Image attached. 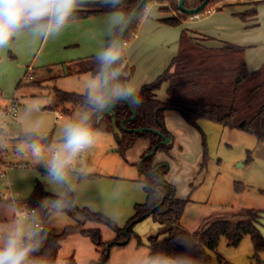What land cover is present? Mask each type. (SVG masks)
I'll return each mask as SVG.
<instances>
[{
	"label": "rangeland",
	"instance_id": "obj_1",
	"mask_svg": "<svg viewBox=\"0 0 264 264\" xmlns=\"http://www.w3.org/2000/svg\"><path fill=\"white\" fill-rule=\"evenodd\" d=\"M239 1L222 0L200 14L198 19L189 21V25L171 27L162 24L161 28L168 32V45H152V50L140 56L137 64H131V81L139 89L156 77L153 60L165 54L167 48L174 47L173 36L174 39L178 37L182 28L198 32L197 27H204L208 36H225L244 47H264V0H254L257 16L256 21L251 22L257 23L256 27H248L251 22L243 23L236 15L245 9L237 4ZM189 4L192 5L193 0H189ZM224 4L236 5L217 10ZM158 11L157 6L155 14ZM166 13H161L162 18H167ZM151 17L153 20L160 18ZM77 24L70 23L55 39L34 42L31 37L23 36L0 50V119L6 125L5 146L0 153V203L15 198L24 210L39 208L27 204L36 183L42 184L44 191L54 197L65 191L49 182L43 164L34 162L29 156H18L15 145L24 127L21 117L26 102L34 99L44 102L46 122L40 138L49 135V144L57 139L62 122L80 110L77 108L71 115H65L61 111L70 109V105H60L54 99L55 90L82 95L84 81L91 74L87 68L96 49L89 45L91 34H85L86 29H80ZM12 104H17L14 117L3 111L5 106L8 110ZM169 120L173 130L171 150L168 156L158 152L155 159L161 157L167 166L165 180L174 187L176 196L188 199L179 220L180 226L193 232L216 220L235 222L241 212L254 210L259 212L256 228L264 238V143L247 133L205 120L197 121L196 126L187 124L178 114ZM138 156L137 147L122 155L115 137L102 132L97 143L80 161L87 177L69 174L73 189L70 192L76 206L99 212L119 227L124 226L133 214L134 205L145 201L139 182L142 177L135 166L126 162L139 163ZM8 218L10 216L0 212V220ZM74 223L65 213L49 217L46 222L51 233H58ZM156 225L152 220L138 223L134 231L144 240L143 245L137 247L134 239L125 245H110L105 263L99 261L100 254L87 238L80 235L65 237L56 264H137L148 256L145 239L156 232ZM86 228L99 229L106 245L112 244L114 235L107 227L87 224ZM209 256L211 264H217L218 257L231 264H264V252L255 257L248 235L237 247L229 246L222 237L216 251L210 252Z\"/></svg>",
	"mask_w": 264,
	"mask_h": 264
},
{
	"label": "trees",
	"instance_id": "obj_2",
	"mask_svg": "<svg viewBox=\"0 0 264 264\" xmlns=\"http://www.w3.org/2000/svg\"><path fill=\"white\" fill-rule=\"evenodd\" d=\"M155 1L167 7L160 11H171L173 16L159 20L167 26H178L194 15H187L178 10V0H149ZM222 0H209L207 5L196 15L208 11ZM138 0H130L132 7ZM201 0H189L184 2L186 8L196 7ZM236 4H224L221 8ZM247 9L236 14L243 23L250 19L256 20L257 2L244 3ZM110 9L98 3H91L84 9L79 10L75 20L90 18L97 15H107ZM135 22L125 35L129 43L135 36L140 22ZM257 23L251 22L248 27H256ZM246 48L230 42L218 41L207 36L196 37L181 31L178 40V49L170 60L167 68L152 82L144 84L139 89L140 104L133 108L136 116H132L125 103H119L114 107L115 126L119 129L120 122L124 121V128L136 130L146 128L154 130L173 141V137L164 129V112L174 111L189 125L196 126L199 120L217 123L220 126L237 130L252 135L258 142L264 143V62L254 70L249 71L245 64L244 54ZM92 65L87 72L95 71L94 57ZM124 71L127 79L132 75V68L128 69L124 61ZM166 85V100L157 99L156 93ZM55 101L60 104L70 105V109H62L65 115L81 108L82 95L66 93L55 90ZM1 110V106H0ZM111 117L104 116L101 131L112 134L118 144L122 155L132 147L139 149L138 159L141 160L162 139L149 131L131 133L120 130L118 137L112 128ZM17 140V138H16ZM45 146L50 142V136L40 138ZM171 144L158 146L156 153L161 152L169 155ZM1 153V148H0ZM154 157V156H153ZM153 157L144 159L140 163H127L135 166L138 174L142 177L139 182L145 194L142 204H135L132 216L124 226L119 227L114 221L101 213L90 211L87 208H78L76 204L63 213L74 220V225L65 226L60 233L48 231V239L40 253L36 254L43 264H56L61 242L65 237L80 235L87 238L100 254L99 261L105 263L108 259V251L105 249L106 242L102 240L101 232L97 228H86V224L101 225L107 227L114 235L111 245H119L126 236L134 239L136 246H142L143 242L133 229L134 227L150 218L159 227L155 233L146 238L148 256L158 252H166L171 255L187 254L197 258L199 264H211L210 252H215L220 239L223 237L231 247H237L242 238L248 235L251 239L255 257L264 252V238L259 234L256 224L259 222V212L245 210L238 215L237 221L216 220L209 223L205 228L197 231H188L180 226L179 220L188 199L181 200L175 197V189L165 181L167 166L164 163H153ZM204 159V156H203ZM1 163V161H0ZM91 176V175H90ZM70 199L73 195L68 191ZM164 197V198H163ZM56 197L47 194L43 185L36 183L27 204L40 206L41 202ZM163 198L162 203L161 200ZM46 221L47 213H44ZM165 236L164 238H162ZM186 239L188 246L180 243ZM217 264H231L218 257Z\"/></svg>",
	"mask_w": 264,
	"mask_h": 264
},
{
	"label": "clouds",
	"instance_id": "obj_3",
	"mask_svg": "<svg viewBox=\"0 0 264 264\" xmlns=\"http://www.w3.org/2000/svg\"><path fill=\"white\" fill-rule=\"evenodd\" d=\"M91 3L110 11L104 19V39L94 53L95 71L83 84L80 110L62 122L57 139L45 147L40 141L46 122L44 102L39 99L26 102L21 117L24 127L15 145L18 156H29L43 164L49 182L65 191L27 211L15 198L0 203V212L10 216L0 220V264H43L36 255L49 235L43 213L47 217L58 216L74 205L68 196V191L73 190L69 174L87 177L80 161L102 135L104 116L119 103L126 102L135 108L141 102L138 87L127 79L124 71L128 48L124 37L135 22L155 15V6L149 0H138L135 7L130 0H0V50L23 36L34 42L55 39L77 12ZM5 128L0 119V148L5 146ZM180 243L188 246L186 239ZM137 264H199V261L187 254L158 252Z\"/></svg>",
	"mask_w": 264,
	"mask_h": 264
},
{
	"label": "crops",
	"instance_id": "obj_4",
	"mask_svg": "<svg viewBox=\"0 0 264 264\" xmlns=\"http://www.w3.org/2000/svg\"><path fill=\"white\" fill-rule=\"evenodd\" d=\"M250 2L252 3V2H255V1L254 0H240L237 4L243 6L245 9H247L248 7H246L243 4L244 3H250ZM152 5H154L155 7L158 6V10L159 11L154 16L160 17V18H157V19L153 20V18L150 16L147 19H143L140 22V25H139V27L137 29V32H136L134 38L129 43H127L128 44V48H127V50L125 52L124 61L127 64L128 69L131 68V64H137V62L139 60H141L140 56H145V54L148 51L152 50V49H150V47L152 45L156 44V45H158V47H162L165 44L168 45L167 39H166V35L168 34V32H167V30H164L163 28H161L162 23L159 22V20L163 19L162 18L163 14H161V13H164V11H160V9L161 8H166L167 6L164 5V4L157 3L155 1H154V3H152ZM165 12H167L166 13L167 14V18L174 15L173 12H171V11H165ZM105 17H106V15H97V16H93V17H90V18H86V19L75 20V21H72L71 23H76V24L78 23L77 25H79L80 29H86L84 31L85 34H88V33L91 34V41H90L89 45H91L94 49H96L98 47V45L100 44V42L104 39L103 28H104V19H105ZM164 18H166V17H164ZM255 19H256V17H255ZM191 20H193V19H189L188 21H183L180 24V26L189 25L191 23L189 21H191ZM251 21H253V19H250V22ZM257 26H258V24H257ZM197 29L200 30V31L196 32V31H192V30H190L188 28H182L181 31H188V33H190V34H192L193 36H196V37L207 36V37L213 38V39L218 40V41H224V42L233 43L232 41H230V39H227V38L225 39V36H223V37H221V35H218L217 37L208 36L207 35L208 31L204 27H197ZM81 31H83V30H81ZM90 31H93V32H90ZM181 31H180V33H181ZM204 32H207V33H204ZM81 34H83V33H81ZM179 36H180V34L175 39H174V36H173V41L172 42L174 44V47H172V49L167 48V52L165 54H162L160 58L157 57V58H155L153 60L154 61V63H153L154 64L153 65V71H154L153 75L154 76L156 74H157L156 77L158 75H160L167 68V66L169 65L170 60L172 59V57L175 56V54L177 52V49H178V43L177 42L179 40ZM221 38H224V39H221ZM176 39H177V41H176ZM225 40H227V41H225ZM234 44H236V43H234ZM245 46H247V47H245L246 50H245V54H244L246 67H247V69L249 71H254V70L258 69L262 65V63L264 62V47H262L261 45L260 46H254V47H253V45H245ZM134 48H136V49H134ZM153 48H155V47H153ZM136 52H137L138 56H137ZM135 56H136V58H135ZM91 58L92 57H90V65L89 66L92 65ZM135 60H137V61H135ZM89 66H88V68H89ZM131 78H132V75H131L129 80H131ZM152 81H150V82H152ZM150 82H148V83H150ZM144 84H147V83H144ZM144 84H142V85H144ZM140 87H139V89H140ZM156 96H157V99L160 100V101H165L166 100V85L162 86V88L156 93ZM174 114H178V113H176L174 111H165L164 112V129L170 135L173 134V130H172L171 126L169 125V122H170L169 118L174 116ZM156 154L153 157V163L154 164L163 163L161 161V157L155 159ZM166 182L169 183L168 181H166ZM175 197L178 198L176 196V192H175ZM178 199H180V198H178ZM181 200H183V199H181ZM35 207H37V206H35ZM31 209H33V208H31ZM43 215H44V213H43ZM148 220H151V219L148 218V219H146L144 221H148ZM86 225H85V227H86ZM133 231H134V229H133ZM60 232L61 231H59L58 233H60ZM151 234H153V233H150V235ZM164 237L165 236H163L162 238H164ZM141 240H142V238H141ZM142 242L144 243V240H142ZM145 243H146V239H145Z\"/></svg>",
	"mask_w": 264,
	"mask_h": 264
},
{
	"label": "water",
	"instance_id": "obj_5",
	"mask_svg": "<svg viewBox=\"0 0 264 264\" xmlns=\"http://www.w3.org/2000/svg\"><path fill=\"white\" fill-rule=\"evenodd\" d=\"M186 0H178L177 2V7H178V10L182 13H185L187 15H196L198 14L200 11L203 10V8L207 5V3L209 2V0H201V2L196 6V7H193V8H186L184 6V2ZM126 35V34H125ZM125 38V37H124ZM125 104L127 105L128 109L130 110L132 116L129 118V120H133L136 116V113L134 112L132 106H130L129 104H127L125 102ZM105 116H110L112 119H111V124H112V128H113V131L114 133L120 137V130L122 131H127V132H131V133H141V132H146V131H149L151 133H154V134H157L161 139L162 141L159 142L157 145H155L152 150L146 154L141 160H140V164L141 162L144 160V159H147V158H150V157H153L155 154H156V150L158 148V146H168L171 144V140L167 137H165L164 135H161L160 133L154 131V130H150V129H146V128H140V129H136V130H127L124 128V121L120 122L119 124V129L115 126V113H114V108L109 112L107 113ZM164 198V197H163ZM163 198L161 200L160 203H162L163 201ZM129 241V238L128 236H126V239L122 242V243H118L119 245H125L127 242ZM111 244H107L105 246V249L108 251V248L110 247ZM99 264H101V262H99Z\"/></svg>",
	"mask_w": 264,
	"mask_h": 264
},
{
	"label": "built area",
	"instance_id": "obj_6",
	"mask_svg": "<svg viewBox=\"0 0 264 264\" xmlns=\"http://www.w3.org/2000/svg\"><path fill=\"white\" fill-rule=\"evenodd\" d=\"M199 18V15H195V16H193L192 18H190V19H198ZM29 79H31L30 77H28ZM11 107L7 110L6 109V106H5V108L3 109V111L4 112H6L7 111V113L10 115V116H12V117H14L15 115H16V109H17V104H12V105H10ZM27 210H30V209H25V211H27Z\"/></svg>",
	"mask_w": 264,
	"mask_h": 264
}]
</instances>
